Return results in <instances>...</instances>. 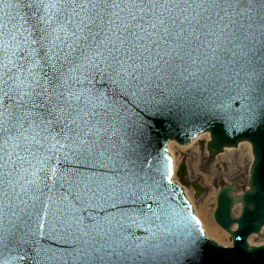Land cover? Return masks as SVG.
Instances as JSON below:
<instances>
[{"label":"snow or ice","instance_id":"1","mask_svg":"<svg viewBox=\"0 0 264 264\" xmlns=\"http://www.w3.org/2000/svg\"><path fill=\"white\" fill-rule=\"evenodd\" d=\"M221 81L264 123V0H0V264L26 247L35 264L199 256L184 209L143 213L159 224L135 244L113 231L151 179L137 153L148 121L117 97L214 94Z\"/></svg>","mask_w":264,"mask_h":264},{"label":"water","instance_id":"2","mask_svg":"<svg viewBox=\"0 0 264 264\" xmlns=\"http://www.w3.org/2000/svg\"><path fill=\"white\" fill-rule=\"evenodd\" d=\"M221 84L213 86L214 94L199 93L193 89L187 97L164 101H161L159 95L149 96L147 93L139 97H117L129 112L140 113L148 121L146 134L140 141L137 153L143 158V167L151 179L140 181L142 190H137V202L121 205L128 215L123 220L117 217L111 225L116 236H126L128 243L135 244L148 236L150 231H156L159 221L153 220L150 224L143 219L142 214L150 208L155 211L157 208L172 206L184 209L185 216H194L180 188L169 181L170 159L165 145L170 138L179 143H188L199 132L208 131L211 139L207 148L210 154L220 151L224 145H235L244 139L252 145L254 159L248 181L250 189L245 190L241 197H234L231 195L233 187L223 186L217 195L214 218L230 233L234 246L223 248L202 232L199 235L201 254L191 257L176 252L172 264H264V245L255 247L246 243V237L252 232H258L264 224V186L259 179L261 163L258 159V142L264 138V123L249 124L245 110L247 102L241 98L242 93L229 81H221ZM247 177L244 183L236 185L237 189L242 191L246 187ZM144 183L148 187H143ZM235 201L242 204L241 214L232 218L230 207ZM233 222L237 223L235 230L230 228ZM192 226L194 232L199 234L201 228L196 219L192 221ZM41 243L47 245L50 242L42 239ZM17 254L22 257L18 264H35V252L31 248L26 247ZM42 264L56 262L42 261Z\"/></svg>","mask_w":264,"mask_h":264},{"label":"rangeland","instance_id":"3","mask_svg":"<svg viewBox=\"0 0 264 264\" xmlns=\"http://www.w3.org/2000/svg\"><path fill=\"white\" fill-rule=\"evenodd\" d=\"M205 141V138H201L194 147L186 148H180L173 144L172 149L173 154L177 157L178 165L183 162L186 166L185 173L178 179L182 180L183 186L189 191L196 210L202 211L203 216H199V218L203 222L208 220L210 228H218L222 233L223 231L214 223L212 218L216 192L222 183L239 185L245 182L250 156L245 149L240 154L236 148L232 150V160L223 158L222 154L212 158L206 152ZM194 183L200 187L198 195ZM240 193L241 189H236L235 195ZM238 211L239 208L234 206L233 215H236ZM249 239L252 243L264 241V238L256 236H251ZM225 240H229L227 234L222 242Z\"/></svg>","mask_w":264,"mask_h":264},{"label":"bare ground","instance_id":"4","mask_svg":"<svg viewBox=\"0 0 264 264\" xmlns=\"http://www.w3.org/2000/svg\"><path fill=\"white\" fill-rule=\"evenodd\" d=\"M201 138H208V134L207 133H204V134H201L199 137H197V139L196 140H194L190 145H188L187 147H194L195 146V144H197V142L199 141V140H201ZM172 146H173V142L172 141H170L169 143H168V150H169V152H170V154H171V156H172V165H173V176L175 177V170H176V168H177V165H178V163H177V157L173 154L174 152H173V149H172ZM178 147H180V148H186V147H184V146H178ZM246 150L247 151V153H248V155L250 156V158H251V154H250V145L249 144H247L246 142H241L240 143V145L238 146V148H237V150L239 151V153L240 154H242L243 153V150ZM235 152V151H234ZM232 155H233V151H232V149H230V148H226L225 149V151L222 153V157L223 158H225V159H231L232 160ZM239 161H240V159H239ZM185 190V193H186V195H187V197L189 198V200L190 201H192V199H191V196H190V194H189V191L185 188L184 189ZM193 202V201H192ZM195 212H196V214L197 215H199V216H203V213H202V211L201 210H196L195 209ZM207 217L205 216V219H206ZM203 224V227H204V231H205V233L208 235V236H211L212 238H214V239H216V240H219V242L221 241L222 242V240L224 239V238H226V233H224V232H220L219 231V229L218 228H210L209 227V223H208V220H205V222H203L202 223ZM226 244H228L229 242H226V240L224 241Z\"/></svg>","mask_w":264,"mask_h":264}]
</instances>
